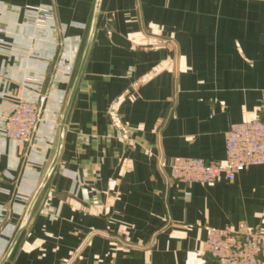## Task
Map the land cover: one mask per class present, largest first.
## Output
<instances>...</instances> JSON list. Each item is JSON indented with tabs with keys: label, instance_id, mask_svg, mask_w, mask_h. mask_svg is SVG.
<instances>
[{
	"label": "crops",
	"instance_id": "1",
	"mask_svg": "<svg viewBox=\"0 0 264 264\" xmlns=\"http://www.w3.org/2000/svg\"><path fill=\"white\" fill-rule=\"evenodd\" d=\"M92 4L0 0V115L46 94L51 121L28 145L0 131V259L43 172ZM30 7L53 17L33 24ZM262 117L264 0H103L59 161L8 264H210L207 227L264 231V165L208 184L173 180L167 165L222 161L229 126Z\"/></svg>",
	"mask_w": 264,
	"mask_h": 264
},
{
	"label": "built area",
	"instance_id": "2",
	"mask_svg": "<svg viewBox=\"0 0 264 264\" xmlns=\"http://www.w3.org/2000/svg\"><path fill=\"white\" fill-rule=\"evenodd\" d=\"M36 25L52 19L49 9L30 7ZM46 96L18 101L7 113L0 115V131L6 139L22 145L30 144L43 122ZM225 156L222 161L174 156L167 165L168 177L187 183H215L232 180L251 166L264 165V117L232 123L224 135ZM159 164L160 161H159ZM1 176V174H0ZM203 249L211 257L210 264H264V231L236 226L207 227ZM75 264V263H68Z\"/></svg>",
	"mask_w": 264,
	"mask_h": 264
},
{
	"label": "water",
	"instance_id": "3",
	"mask_svg": "<svg viewBox=\"0 0 264 264\" xmlns=\"http://www.w3.org/2000/svg\"><path fill=\"white\" fill-rule=\"evenodd\" d=\"M102 1L103 0H93L87 26L80 41L77 55L70 72L67 88L55 119L53 135L49 147V154L46 159L43 172L39 178L37 187L31 194L26 207L20 217V220L13 231L11 239L5 251L3 252V255L0 259V264H8V262L10 261L21 235L30 225L36 205L40 201L42 194H46L49 188L53 173L56 169L63 148V141L67 129L71 107L76 92L79 88L88 53L94 39L97 22L101 14ZM119 131L124 137L128 136L126 131L122 127H119ZM127 145L131 146V142H128Z\"/></svg>",
	"mask_w": 264,
	"mask_h": 264
},
{
	"label": "rangeland",
	"instance_id": "4",
	"mask_svg": "<svg viewBox=\"0 0 264 264\" xmlns=\"http://www.w3.org/2000/svg\"><path fill=\"white\" fill-rule=\"evenodd\" d=\"M45 96H46V100H45V103H44V109H46V107H47V102H48V96L46 95V94H44ZM46 110H44L43 111V114H44V118H43V120L42 121H44V122H47V123H49V122H51V121H49L50 119H49V117H48V111L47 112H45ZM54 123V122H53ZM42 124V123H41ZM54 126V125H53ZM40 128H38V130H39ZM38 130H37V133H38ZM36 133V134H37ZM31 144V143H30Z\"/></svg>",
	"mask_w": 264,
	"mask_h": 264
}]
</instances>
